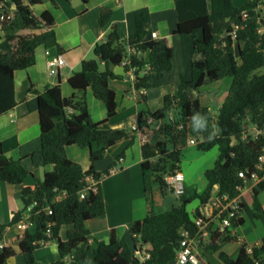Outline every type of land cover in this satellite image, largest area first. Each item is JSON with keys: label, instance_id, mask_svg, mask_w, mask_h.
I'll return each instance as SVG.
<instances>
[{"label": "trees", "instance_id": "obj_1", "mask_svg": "<svg viewBox=\"0 0 264 264\" xmlns=\"http://www.w3.org/2000/svg\"><path fill=\"white\" fill-rule=\"evenodd\" d=\"M82 1L88 4L90 0ZM47 3L58 8L56 0H28L27 4L24 0H0V15L15 7L13 20L0 21L5 35L0 42V117L15 109L14 74L35 66L37 49L55 47L63 52L52 14L45 11L38 16L33 11V7ZM174 6L178 20L174 34L199 33L200 38L193 42L190 79L182 78L177 93L164 96L161 109L140 113L136 122L137 130L133 132L152 131L157 138L144 142L141 148L148 214L135 221L126 236H118L113 229L108 241L92 245L87 223L106 214L102 179L125 158V151L105 171L96 169V164L119 141L129 140V145L134 141L128 128L113 129L109 125L118 113L116 93L110 82L134 76L133 88L137 92L173 83L172 47L167 38L152 37L145 15L137 18L136 33L128 38L116 26L112 27L105 42L95 47L96 58L84 61L81 70L69 78L71 97L63 96L60 85L38 92L41 148L37 152L15 160L7 157L0 147V182L12 185L33 182L32 187L23 189L25 209L13 215L10 226L23 221L28 207L38 202L29 219L34 224L33 230L24 232L15 244L27 264H36V252L52 242L57 244L59 259L50 264H174L181 231L195 232L194 221L201 217L199 208L189 212L188 205L199 199L200 205L205 206L215 193L235 198L246 179L257 172L260 157L264 155V0H249L243 7H237L233 0H174ZM112 18V10L103 7L100 26H107ZM140 55H147V59ZM100 61L104 70L100 69ZM121 65L125 71L122 76L112 70ZM226 78H232L233 84L224 104L214 114L202 104L199 94L206 85ZM87 90L104 103L105 120H93L86 100ZM148 119L153 121L148 123ZM246 125L251 131L246 130ZM190 139L201 141L197 145L201 151L219 149L214 167L205 172L207 187L202 194L190 193L186 187L178 206L156 213L154 192L158 189L166 195L170 191L166 177L181 172L180 163ZM70 146L89 149L87 170L70 159ZM27 160L32 166H53L54 170L37 179L26 166ZM89 177H93L95 186L86 191ZM84 191L86 195L81 198ZM261 191L264 181L251 193L257 219L264 215L259 200ZM48 206L51 215L45 212ZM241 206L244 209L243 202ZM244 221L243 216L233 220L231 229L237 230ZM64 227H69L66 240L60 236ZM7 229L8 226L0 225V242ZM233 233L212 231L210 240L204 244L205 250L215 252L220 242H239ZM138 245H141L139 250ZM143 246L148 247L146 253L150 256L144 262L138 257ZM15 254L12 247L0 251V264H10ZM219 258L223 264H264V239L252 247L251 253L249 246L242 244L236 259L225 252Z\"/></svg>", "mask_w": 264, "mask_h": 264}, {"label": "crops", "instance_id": "obj_2", "mask_svg": "<svg viewBox=\"0 0 264 264\" xmlns=\"http://www.w3.org/2000/svg\"><path fill=\"white\" fill-rule=\"evenodd\" d=\"M56 1L58 8L47 3L39 7H33V11L38 16L45 11H49L52 14L55 20L54 30L57 41L63 52H59L55 47L49 49L40 47L37 49L35 66L14 74L15 98L17 102L15 109L0 117V147L7 157L15 160L24 159L41 148V131L37 105L38 92H44L47 88L60 85L63 96L66 98L71 97L73 91L68 85L69 78L75 72L81 70L84 61L95 59L92 58V56H95V47L105 42L113 26L118 28L121 35L128 38L136 33L137 18L145 15L150 22L152 33H156L158 39L167 38L169 40L173 50V70L174 67H191L193 42L196 38H200L199 33L192 36L174 34L178 22L174 0H90L88 4H85L82 0ZM24 2L27 4L28 0H24ZM233 2L234 4L236 3L237 7H241L245 1L237 0ZM103 7L109 8L113 12L112 22L105 27L99 24ZM60 56L65 59L66 64L59 69L57 75H51L48 67L49 62ZM140 56L147 59V55ZM100 66L105 68L104 63L101 61ZM112 70L117 75L122 76L125 74L122 65L113 67ZM133 77L126 76L123 80L110 82V87L116 93L118 113L117 116L110 119L109 125L113 129L128 128L132 131L134 141L132 145H129V140L123 139L119 141L108 151L104 160L96 164V169L105 171L125 151V158L118 162V165L112 170L110 175L102 179L106 214L87 223V227L90 230L89 240L92 245H95L97 241H108L110 231L113 229L116 230L118 236H126L132 224L135 221L144 219L148 214L142 178L143 158L141 148L144 142L156 139L157 134L152 131L148 134L140 131L133 132V126L136 125L141 113L137 107L140 99L142 98V102L147 100L144 97L147 91L137 92L134 90ZM167 94V92L162 91V98ZM86 100L94 121L100 122L107 118V109L104 103L97 100L91 90H87ZM71 111L69 110V112ZM89 153V149H82L78 146H70L68 148L70 159L81 164L85 170L90 166ZM25 162L35 177L40 179L42 175L41 168L32 166L28 160ZM44 170H46L45 173L51 172L54 167L47 166ZM184 176L187 183L188 176L186 174ZM26 186L32 187L33 182L28 180L24 185L0 182V225L8 226L2 242L16 251L15 257L10 260V264H25L15 245L17 239L24 232L17 225L10 226V224L13 215L25 209L21 196ZM155 192V205L157 204L160 207H169L170 205L172 208L180 204V202L176 204L175 199L169 201V197L162 195L160 191L163 199L158 198L159 196H155ZM262 192L259 194V200L264 209V200L261 198ZM173 196L179 199L175 194ZM249 199H251V202H248L245 196L242 199L245 221L233 233L239 239V242H220L217 250L213 252L214 255H220L221 252H225L236 259L242 244H247L249 248H252L254 245L262 243L264 239V215L257 219L254 213H246L248 203H252L251 196ZM201 207L200 205L199 209ZM27 214L26 211L24 217ZM61 239L64 240L62 237ZM54 244L53 250L57 254L58 260L57 244ZM48 245L49 243L45 244L41 249L44 250ZM204 247L202 246L203 250H205ZM40 250L36 252V261H38ZM206 253L208 252L206 251ZM201 264L210 263L205 262L201 258ZM220 264H223V262L221 261Z\"/></svg>", "mask_w": 264, "mask_h": 264}, {"label": "built area", "instance_id": "obj_3", "mask_svg": "<svg viewBox=\"0 0 264 264\" xmlns=\"http://www.w3.org/2000/svg\"><path fill=\"white\" fill-rule=\"evenodd\" d=\"M1 7H5L4 4ZM15 7L12 6L8 10L0 15V21H11L14 19ZM152 37L157 39V34L152 33ZM236 37V34H234ZM66 64L65 59L60 56L54 61L49 62V71L51 75H57L59 69ZM125 64V63H124ZM153 120L148 119V123H151ZM134 130H137V125L133 126ZM199 142L196 139H190L189 145H198ZM263 172V175L260 173ZM262 181H264V155L260 157L259 165L257 172H254L251 177L247 178L245 181V186L240 188L239 196L235 198H230L227 195L219 196L218 193H215L210 200V202L200 208L201 217L195 219V225L197 230L192 232L191 230L183 229L181 231L182 239L180 241L179 250L176 257L175 264H200L199 258V249L204 246L206 242L210 240L212 231L220 232H234L231 229L233 220H239L243 216V208L241 206L243 202L244 194L252 193L253 189L256 188ZM166 182L169 187V190L172 191L176 196H182L186 192L185 176L182 172H176L175 174L168 175L166 177ZM87 190L94 189L95 181L93 177L87 179ZM218 189V186H215ZM86 191L81 194V198H84ZM38 206V202H34L33 205L28 207L27 215L24 217V220L17 224V227L26 232L34 228V224L29 221L31 217V212L34 208ZM45 212L48 215L52 214L50 206L45 209ZM50 233V231H48ZM141 246V245H140ZM138 245V250L141 249ZM8 245L0 242V251L7 248ZM142 252L138 253V257L141 261H146L150 256L146 253L148 247L143 246ZM252 248H249L251 253Z\"/></svg>", "mask_w": 264, "mask_h": 264}, {"label": "rangeland", "instance_id": "obj_4", "mask_svg": "<svg viewBox=\"0 0 264 264\" xmlns=\"http://www.w3.org/2000/svg\"><path fill=\"white\" fill-rule=\"evenodd\" d=\"M233 1H237V0H233ZM244 1L245 2L242 3L241 7L245 6L246 2H249L248 0H244ZM1 27L2 26L0 25V42L2 41V39H4V32ZM92 58H96V57L92 56ZM103 68H104L103 66H100L101 70H103ZM190 73H191V67H174L172 85L163 88H154L148 90L144 96L145 98H147V100L142 102L141 100L142 98H141L140 103L137 106L139 108V112L141 113L145 111L155 112L156 110L161 109L163 107L162 91H165L168 94L177 93L179 86L181 84V79L182 78L189 79ZM232 84H233V79L226 78L222 81L213 82L206 85L204 88L201 89V92L199 94L202 104L204 106L209 107L212 113L214 114L217 113L219 108L224 104L225 100L227 99ZM211 93H215L217 102H215L213 98L210 96ZM195 94L198 95V93ZM173 117L174 114L172 113L170 114L169 119L172 120ZM245 128L248 132L251 131V127L249 125H246ZM218 158H219V149L217 147L209 151H201L197 148V146H190L184 150L183 157L180 163V168H181V172L188 176L187 183L185 182V184L190 190V193L197 192L198 194H202L205 191L207 187L205 172L214 167V164L218 160ZM45 171L46 170H44V168H41L42 175L40 179H43ZM156 195L159 196L158 198L163 199L162 195L158 190L155 192V196ZM166 195L169 197V201H173V199H175L176 204L180 202V199L175 198V196H173L174 193H172L171 191H169ZM244 196L246 197L248 202H251V199H249L251 193H246L244 194ZM261 198L264 200V192H262ZM199 207H200V200L195 199L191 204L188 205L187 209L189 212H192L194 209ZM170 208H171L170 205L169 207L166 206L160 207L159 205L154 204V211L156 213L165 212ZM250 212L253 213L252 203L251 204L248 203L246 207V213L250 214ZM32 230L33 229H31L30 231ZM68 230L69 227H64L61 230L60 236L64 240H66V235ZM54 246L55 244L54 242H52L49 243V245L44 250L43 249L40 250L38 255V261H36L37 264H50L57 260L58 256L57 254H55L53 250ZM20 257L23 259L24 263L27 264L23 255H20ZM199 258H200V264H201V258L205 262H209L210 264H220L221 262L219 255H214L213 252L206 253V251L203 250L202 248L199 249Z\"/></svg>", "mask_w": 264, "mask_h": 264}, {"label": "water", "instance_id": "obj_5", "mask_svg": "<svg viewBox=\"0 0 264 264\" xmlns=\"http://www.w3.org/2000/svg\"><path fill=\"white\" fill-rule=\"evenodd\" d=\"M141 58H142V56H141ZM195 93H197V92H195ZM210 96L213 98V100H214L215 102H217V101H216V97H215V93H211ZM217 106H218V104H217Z\"/></svg>", "mask_w": 264, "mask_h": 264}, {"label": "clouds", "instance_id": "obj_6", "mask_svg": "<svg viewBox=\"0 0 264 264\" xmlns=\"http://www.w3.org/2000/svg\"><path fill=\"white\" fill-rule=\"evenodd\" d=\"M126 64V63H125ZM201 119L204 121V124L206 123L205 118L201 116ZM137 125V124H136ZM135 131V130H134ZM172 192V191H171ZM173 193V192H172ZM179 197V196H178Z\"/></svg>", "mask_w": 264, "mask_h": 264}]
</instances>
